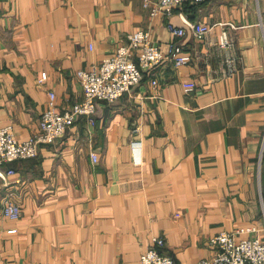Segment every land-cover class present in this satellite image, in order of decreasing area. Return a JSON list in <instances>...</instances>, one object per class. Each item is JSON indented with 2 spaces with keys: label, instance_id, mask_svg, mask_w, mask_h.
<instances>
[{
  "label": "crops",
  "instance_id": "0c3cea01",
  "mask_svg": "<svg viewBox=\"0 0 264 264\" xmlns=\"http://www.w3.org/2000/svg\"><path fill=\"white\" fill-rule=\"evenodd\" d=\"M145 1L0 0V127L20 140L38 130L50 91L69 108L82 97L77 71L130 32L149 31L164 51L175 42L186 60H163L98 101L93 122L80 116L36 157L7 164L0 264H141L160 235L176 264H195L221 230L264 238V0L185 3L170 18ZM168 20L211 30L175 37ZM10 192L18 217L2 212Z\"/></svg>",
  "mask_w": 264,
  "mask_h": 264
},
{
  "label": "built area",
  "instance_id": "2783aa9c",
  "mask_svg": "<svg viewBox=\"0 0 264 264\" xmlns=\"http://www.w3.org/2000/svg\"><path fill=\"white\" fill-rule=\"evenodd\" d=\"M203 0H156L152 4L145 1L146 6L151 7V13L162 12L170 18L177 8L185 3H199ZM170 33L175 37L186 35L189 28L196 38L202 39L211 30V26L203 22H187V26H178L172 21H167ZM128 42L120 45L115 52L100 63L86 69H79L77 76L82 86V97L69 108L61 111L56 105V94L49 92L46 109L43 111L38 130L29 138L20 140L13 128L0 127V176L8 179V176L16 175V170L9 163L16 159L36 157L40 146L51 144L61 137L67 127L80 116H85L89 121H94V113L98 101L113 102L125 92L138 84L144 73L169 58L179 66L186 62L180 48L175 42L169 45L167 51L152 40L151 33L138 29L127 34ZM228 42L227 36H223L222 43ZM156 79L152 80L155 84ZM182 86L185 91L194 90V81H184ZM94 161L97 155L91 153ZM6 169L3 167L6 166ZM19 181V180H17ZM12 192L6 197L2 206V212L9 217H18L21 214L19 201ZM254 229V228H253ZM252 229V230H253ZM251 230L241 228L238 231L221 230L211 238V244L215 253L210 258H202L195 264H264V238L259 236L237 238L240 232ZM156 246H150L141 255V264H176L174 259L163 253L158 246L164 245L163 236H154Z\"/></svg>",
  "mask_w": 264,
  "mask_h": 264
}]
</instances>
